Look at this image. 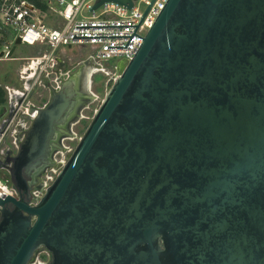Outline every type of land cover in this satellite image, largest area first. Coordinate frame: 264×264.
Segmentation results:
<instances>
[{
	"label": "water",
	"instance_id": "95a60500",
	"mask_svg": "<svg viewBox=\"0 0 264 264\" xmlns=\"http://www.w3.org/2000/svg\"><path fill=\"white\" fill-rule=\"evenodd\" d=\"M107 1L132 6L91 10ZM117 70L37 201L26 181L72 135L74 78L30 108L0 264L40 248L49 264H264V0H166Z\"/></svg>",
	"mask_w": 264,
	"mask_h": 264
},
{
	"label": "built area",
	"instance_id": "2783aa9c",
	"mask_svg": "<svg viewBox=\"0 0 264 264\" xmlns=\"http://www.w3.org/2000/svg\"><path fill=\"white\" fill-rule=\"evenodd\" d=\"M151 1L132 0L130 8L107 1L91 10L95 0H0V61L19 60L15 73L23 81L21 88L7 89L5 102L0 106V169L11 165L6 156L16 153L25 130L37 115L36 109L30 111L32 106L39 104L30 99L34 86L42 83L44 87L45 73H51L50 68H58L70 60L66 58L68 55H63L67 51L64 47L69 44L90 46L96 63L95 74H110L113 80L118 75L117 62L133 58L142 37L166 2ZM17 38L19 44H15ZM14 45L13 53L8 55ZM19 45L28 48L26 56H13ZM110 59L117 61L111 68H105L101 62ZM58 86L56 84L55 88ZM7 135H11L9 143H5ZM56 161L57 166L50 168L54 175H44L39 188L32 190V201L43 195L64 163ZM14 194L10 181L0 175V198ZM43 252L48 262L49 252L45 249Z\"/></svg>",
	"mask_w": 264,
	"mask_h": 264
},
{
	"label": "rangeland",
	"instance_id": "374dc122",
	"mask_svg": "<svg viewBox=\"0 0 264 264\" xmlns=\"http://www.w3.org/2000/svg\"><path fill=\"white\" fill-rule=\"evenodd\" d=\"M66 51L63 55H68L66 58L70 57L68 60V65L75 64L79 59L84 58V56L88 55L91 52L90 46H77L75 44H69L67 47H64ZM31 51V50H30ZM29 53L28 48L19 45L17 49L14 51L13 56H26ZM62 56V55H61ZM117 59H110L107 62L102 61L101 64L105 68H111L113 66V62H116ZM20 64L19 60H5L0 61V88L4 89L5 97L7 93V89L11 88H21L23 86V81L19 78L18 73H15L18 65ZM112 74V72H111ZM94 83L91 85V90L95 94V98L92 99L86 107L81 108L82 117L81 120L73 125L74 136L64 139L62 142L67 148L64 151L58 152L55 154V159L60 161L61 163L65 162L68 157L70 156L72 150L76 146L79 137L82 135L84 129L88 125L90 119L92 118L94 111L99 106L100 102L105 96L107 89L111 84V77L110 74H104L103 72H97L93 74ZM45 89L42 87V83H37L34 86L32 93L30 94V99L34 103H40L41 100L45 98ZM42 98L40 100L39 94H42ZM39 98V99H38ZM0 106H3L2 104ZM1 108V107H0ZM2 109V108H1ZM4 109V107H3ZM11 140V135H7L5 138V143H9ZM60 167V166H59ZM51 170V169H50ZM48 172L49 175H54L53 171ZM30 264H49V260L47 262V257L45 253L42 251L40 254L35 255L34 260Z\"/></svg>",
	"mask_w": 264,
	"mask_h": 264
},
{
	"label": "flooded vegetation",
	"instance_id": "af4514ba",
	"mask_svg": "<svg viewBox=\"0 0 264 264\" xmlns=\"http://www.w3.org/2000/svg\"><path fill=\"white\" fill-rule=\"evenodd\" d=\"M69 63H63L60 64V66L58 68H50V70L52 71L51 73H45V85H44V89H45V98H42V94L39 95L40 103L38 104V107H42L44 106L50 96L51 93L53 91H58L61 89V84L65 81L68 80L69 78H74L75 80V87L73 88V92L74 95H77V99L79 100L78 104H79V115L77 117V120L75 121V123L73 125H75L76 123H78L82 117L81 114V108L86 107V105H88V103L95 98V94L93 93V91L91 90V85L94 83V78H93V74H95L93 68L96 65L95 61L93 60L91 53H89L87 56L85 55L84 58L79 59L75 64H72L71 66L68 65ZM51 77L54 78L53 82L51 83L50 79ZM52 78V79H53ZM59 86L57 88H55V85ZM73 95V96H74ZM72 135L70 136H66V137H62L60 138L61 144L63 146L64 149H60L59 148H55L52 152H51V164H47L45 165L43 168H41L36 174L32 175L31 177H29L27 179V187L29 190V197L31 198L32 196V190L35 188H39V186L41 185L42 182V178L44 177V175L46 176V174L49 172L50 168L53 166H57L58 162L55 159V154H57L58 152L64 151L67 147L63 144V140L67 139V138H71L74 136V131H73V126L71 129ZM58 144L60 145V142H58ZM11 155H7L6 156V161L11 159ZM0 175L2 177H4L5 179H7L8 181H10V176L9 173L6 169H0ZM11 183V181H10ZM44 249L40 248L37 250V254H40Z\"/></svg>",
	"mask_w": 264,
	"mask_h": 264
},
{
	"label": "trees",
	"instance_id": "16d2710c",
	"mask_svg": "<svg viewBox=\"0 0 264 264\" xmlns=\"http://www.w3.org/2000/svg\"><path fill=\"white\" fill-rule=\"evenodd\" d=\"M5 102V91L4 89L0 88V105Z\"/></svg>",
	"mask_w": 264,
	"mask_h": 264
}]
</instances>
